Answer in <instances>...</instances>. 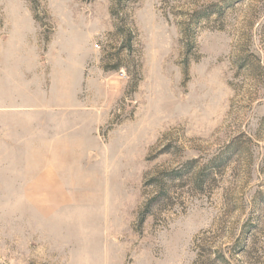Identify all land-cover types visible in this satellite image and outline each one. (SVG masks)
Wrapping results in <instances>:
<instances>
[{
    "label": "rangeland",
    "instance_id": "374dc122",
    "mask_svg": "<svg viewBox=\"0 0 264 264\" xmlns=\"http://www.w3.org/2000/svg\"><path fill=\"white\" fill-rule=\"evenodd\" d=\"M0 264H264V0H0Z\"/></svg>",
    "mask_w": 264,
    "mask_h": 264
},
{
    "label": "trees",
    "instance_id": "16d2710c",
    "mask_svg": "<svg viewBox=\"0 0 264 264\" xmlns=\"http://www.w3.org/2000/svg\"><path fill=\"white\" fill-rule=\"evenodd\" d=\"M147 210V209H146ZM146 210L144 211V213L146 212ZM141 220H142V218H141Z\"/></svg>",
    "mask_w": 264,
    "mask_h": 264
}]
</instances>
